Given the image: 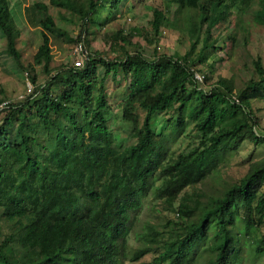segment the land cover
I'll list each match as a JSON object with an SVG mask.
<instances>
[{"label": "trees", "instance_id": "trees-1", "mask_svg": "<svg viewBox=\"0 0 264 264\" xmlns=\"http://www.w3.org/2000/svg\"><path fill=\"white\" fill-rule=\"evenodd\" d=\"M121 1L87 0L83 5L49 0L79 13L82 33L97 12L117 10ZM163 1L178 9H200V20L211 27L225 18L226 7L251 0ZM260 5L258 16L264 22V0ZM33 6L47 13L45 3ZM18 15V1L0 0V30L8 54L19 64ZM164 19L162 11H154L155 34ZM39 23L42 43L34 61L49 77L23 102L0 108V217L13 226L0 241V264H124L149 253L153 259L138 264H191L207 241L206 264H243L247 256H262L264 233L252 244L247 236L264 221V158L208 204L198 198L181 201L177 210L183 226L161 244L160 232L149 226L139 235L142 246L127 250L130 220L145 198L152 195L173 205L186 187L203 181L215 163L245 140L264 142L251 109V100L264 96L260 59L254 61L258 79L237 92L223 79L209 88L194 80L192 66L206 63L207 49L213 54L217 50L207 35L196 54L193 42L183 55L150 58L134 51L109 60L89 56L82 68L74 65L51 74L48 34L67 35L48 13ZM114 38L124 40L118 33ZM98 65L104 69L102 76ZM108 75L127 80L121 116L132 125L135 142L124 147L115 145L108 126L110 99L104 84ZM30 79L35 84V76ZM173 108L178 110L175 122L167 119L172 133L189 120L200 142L163 159L169 134L166 125L157 129L154 121L157 114ZM236 216L241 229L235 225Z\"/></svg>", "mask_w": 264, "mask_h": 264}, {"label": "rangeland", "instance_id": "rangeland-1", "mask_svg": "<svg viewBox=\"0 0 264 264\" xmlns=\"http://www.w3.org/2000/svg\"><path fill=\"white\" fill-rule=\"evenodd\" d=\"M12 4L19 2L20 15L17 16L18 35L15 48L20 53L19 64L7 52L6 38L0 30V108L8 104L23 102L30 96L36 85L43 84L49 75L44 72L43 66L35 63L34 54L42 43L41 27L39 21L48 13L54 24L64 31L67 36L48 34L51 61L49 69L51 74L64 71L74 66L73 48L82 42L89 56H100L107 60L124 56L125 52L141 51L147 57L160 54H179L187 52L195 42V54L203 44V38L209 36V41L217 48L210 53L207 49L206 63H196L192 69L203 75V81L197 84L203 88L214 85L218 79H223L233 88L234 92L245 88L251 80H257L254 61L260 59L264 67V22L258 16L261 8L260 0H251L247 5L238 3L226 7L225 18L220 19L213 26L200 20V9L180 8L176 5H167L163 0H122L117 10H100L89 21L86 32L82 33L83 24L79 13L72 10L54 6L49 0H11ZM78 4L85 5L87 0H75ZM41 2L47 5V13L38 11L33 5ZM160 10L165 19L157 34L152 30L153 13ZM119 34L123 41L115 39ZM84 63V65H85ZM83 65V66H84ZM82 68V67H81ZM103 67L98 65V75L102 76ZM27 73V74H26ZM35 76L36 82H31L30 76ZM27 82L31 84L28 89ZM105 90L110 99V107L106 117L108 126L113 134L117 147H124L135 142L132 125L122 119V96L127 87V80L116 75L105 77ZM251 109L256 117L257 129L264 134V96L251 100ZM143 116V114H140ZM178 110H172L156 115L154 121L157 129L167 126L165 132L169 138L163 145L162 158L176 157L179 153L186 152L196 147L200 140L191 121L172 133L170 124L175 122ZM14 132H12V135ZM264 158V142L258 143L245 140L234 152L225 154L214 164L207 177L193 186L186 187L177 197L173 205L163 199L152 195L144 199L142 207L132 217L131 229L127 236V250L131 253L142 246L139 239L141 232L149 226L155 227L159 232L158 243L174 234L183 226L181 213L177 210L181 201L193 202L199 199L202 204H208L233 183H238L247 173L248 168L255 162ZM156 181L155 184H159ZM264 192V184L261 187ZM235 225L238 229L243 227L240 216H236ZM11 223L0 217V241L12 232ZM264 233V221L253 229L247 236L250 244ZM211 238L209 234L208 240ZM208 241L198 248L197 254L191 264H206L210 256ZM155 255L149 253L139 261L131 262L129 259L124 264H138L150 261ZM264 254L258 258L246 257L243 264H263Z\"/></svg>", "mask_w": 264, "mask_h": 264}, {"label": "built area", "instance_id": "built-area-1", "mask_svg": "<svg viewBox=\"0 0 264 264\" xmlns=\"http://www.w3.org/2000/svg\"><path fill=\"white\" fill-rule=\"evenodd\" d=\"M73 53H74V65L76 67H81L84 64L85 59L87 58V51L84 48L82 42H78L74 48H73ZM193 72V77L196 82H202L203 81V75L199 74L198 72L194 71ZM28 89L31 90V84L27 82Z\"/></svg>", "mask_w": 264, "mask_h": 264}]
</instances>
